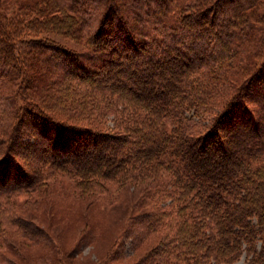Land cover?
I'll return each instance as SVG.
<instances>
[{
    "label": "trees",
    "instance_id": "1",
    "mask_svg": "<svg viewBox=\"0 0 264 264\" xmlns=\"http://www.w3.org/2000/svg\"><path fill=\"white\" fill-rule=\"evenodd\" d=\"M15 3L9 16L0 0V187L31 182L22 148L50 152L84 190L163 170L170 210L145 222L167 219L168 242L136 264H264V0ZM37 63L46 76L34 84ZM101 102L120 107L113 128L83 123ZM23 131L33 139L21 148ZM18 189L0 191V228Z\"/></svg>",
    "mask_w": 264,
    "mask_h": 264
},
{
    "label": "rangeland",
    "instance_id": "2",
    "mask_svg": "<svg viewBox=\"0 0 264 264\" xmlns=\"http://www.w3.org/2000/svg\"><path fill=\"white\" fill-rule=\"evenodd\" d=\"M6 1L8 15H14L16 0ZM225 3L220 6L223 8ZM45 36L66 47L80 49V44L70 39L51 33ZM45 70L37 63L30 66L27 74L34 84H39L46 76ZM17 83L15 77L8 90L15 91ZM103 107L101 102V109L83 123H93L99 129L113 128L115 119L120 118V107L113 114L104 113ZM22 134L21 148L33 139L25 136L24 131ZM22 149L15 161L25 166L31 182L24 186L25 180H20L12 186L0 187V191L20 188L5 204L8 221L0 228V264H136L151 250L156 251L168 242L164 226L167 219H163L162 226L155 225L154 231L145 222L155 210L169 209L171 192L175 190L166 171L138 170L121 180H97V184L84 190L78 186L79 178L51 164L50 152L37 156ZM11 175L14 178L13 172ZM34 233L41 234L42 239L32 236ZM134 239L141 242L135 252ZM155 260L154 264H162L159 257ZM232 264H247V257L243 254Z\"/></svg>",
    "mask_w": 264,
    "mask_h": 264
}]
</instances>
